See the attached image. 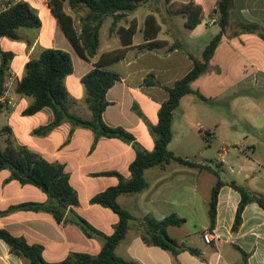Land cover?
I'll use <instances>...</instances> for the list:
<instances>
[{
    "label": "crops",
    "instance_id": "0c3cea01",
    "mask_svg": "<svg viewBox=\"0 0 264 264\" xmlns=\"http://www.w3.org/2000/svg\"><path fill=\"white\" fill-rule=\"evenodd\" d=\"M16 1L30 4L27 0ZM189 1L199 6L202 11L201 22L193 29L185 27L186 13L183 7L179 10L169 8L174 3L183 6ZM216 2L217 0H147L141 2L134 13L127 15L112 30V19L107 17L99 28L97 53L89 60H84L75 53L47 9L46 24L41 23V29L28 55L37 43L42 42L43 37H58V42L47 38L41 46L70 52L73 73L64 80L68 93L67 105L71 114L85 120L91 119V113L85 100L81 78L93 68L102 54L122 48L117 29L126 28L133 19L136 21L137 31L124 58L103 67L119 77L106 93L108 106L102 114L103 122L113 128L120 127L131 134L134 138L132 143L105 137L98 138L94 143L95 134L90 129L73 126L69 122H63L45 136L35 135L33 132L36 129L47 126L52 121V112L44 108L34 115H23L22 112L33 103V99L17 95L15 92L10 105L0 108V113L4 112V130L9 137L7 144L10 142L14 148L24 147L48 162L63 165L69 176V183L78 196V205L71 209L73 214L83 218L106 236L113 233L118 218L109 209L91 204L90 199L117 184L116 177L103 175L104 173L115 172L126 179L130 177L128 167L135 157L134 144L143 150L152 151L154 140L147 125L157 123V111L168 97L164 88L171 87L190 71L192 62L186 53L193 56L191 49L195 43L199 46L205 38H212L211 29L217 28L219 32L215 16ZM162 6L169 8L168 14L164 13ZM64 10L74 17L65 5ZM149 14L154 15L160 25L156 39L166 44L145 51L140 50L139 46L146 43L143 28L145 17ZM50 19L54 23L51 29ZM213 20L215 22L211 23ZM239 23H254L264 29V0H233L228 26L231 34L223 35L207 71L192 83L194 91L204 94L198 83L204 77H210V68L217 61L219 49L223 44L231 59L237 58L246 62L249 52L251 60L260 61L259 68L264 72V40L256 34L240 33L237 27ZM105 24L107 34L102 45L100 31ZM137 35L140 37L138 40ZM3 40L7 39L0 40L2 52ZM175 43L180 44L181 49L170 51L169 48ZM28 55L18 68H13L12 62L8 66L19 78L22 76L25 62L29 59ZM148 75L153 76L156 86L144 85ZM243 75L248 77V71L244 70ZM199 102L205 103L192 94L180 100L173 113L172 140L167 148L177 156L209 166L213 170L217 169L219 177L223 165H230L231 173L238 168L234 177L228 180L220 177L225 185L218 193L214 228L209 229L208 219L211 190L217 182V177L212 172L175 163L167 165L164 169H148L144 172L148 188L140 194L121 195L117 198V203L135 219L150 215L156 220H162L172 214L183 218L184 223L179 227H168L167 234L186 248L196 250L197 254L192 255L184 250L173 255L170 251L145 244L141 237L142 228L138 221H132L126 236L115 249L116 256L125 261H133L136 264H242L243 253L246 254V264H264V209L256 203L247 204L242 212L240 227L236 232L232 231L240 195L229 184L233 182L249 193L264 197V172L259 171L261 165L258 161L248 155V149L255 153L256 147L250 143L242 151L236 149L246 143L248 133L235 130L231 119L223 118L214 125V131L211 132L208 129L211 127L206 126L199 117ZM177 110L179 112L176 114ZM250 127L253 130L258 129L255 125ZM205 139L218 143L214 160L208 163L203 159H196V154L202 155L200 150ZM232 146L235 147L236 150L233 151L236 154L245 157L232 154L234 157L226 162L227 149ZM189 149L197 151L190 153L187 151ZM210 149L211 146H208L207 151ZM10 177L11 173L7 169L0 171V229H5L15 237H22L29 245L41 246L42 259L46 263L61 262L72 253L96 256L100 252L102 241L87 237L73 223L58 224L50 214L44 212H7L9 208L24 203H48L47 196L41 190L32 185H22ZM66 218L69 220L73 216L68 212ZM206 231L213 237L209 244L202 238ZM0 264H25V261L12 255L7 245L0 240Z\"/></svg>",
    "mask_w": 264,
    "mask_h": 264
},
{
    "label": "trees",
    "instance_id": "16d2710c",
    "mask_svg": "<svg viewBox=\"0 0 264 264\" xmlns=\"http://www.w3.org/2000/svg\"><path fill=\"white\" fill-rule=\"evenodd\" d=\"M145 1L147 0H47V8L75 53L80 58L89 60L97 53L99 28L103 20L111 17L112 30L127 15L134 13L141 2ZM65 3L73 14L79 9L87 11L86 16L80 20L79 29L76 28L74 17L64 10ZM6 4L9 6L0 13V40L5 38L10 41L24 42L28 47H31L33 42L23 40L19 32L38 33L42 24L37 11L25 1L6 0ZM232 4L233 0H217L215 16L219 32L204 47L200 59H195L190 53H186L192 62L190 71L171 87L164 88L168 97L157 111V123L147 125L154 140L152 151L143 150L136 144L133 145L135 157L128 167L130 174L128 179L115 172L103 174L116 177L117 184L93 196L90 203L109 209L117 216L118 221L111 235L102 234L83 218L73 214L71 209L78 205V196L69 183V176L64 171L63 165L48 162L24 147L14 148L10 142L3 150L0 148V171L7 169L11 173V180H16L22 185H32L41 190L48 198L46 204L24 203L9 208L7 212L13 210L44 212L50 214L56 223L63 225L73 223L87 237L102 241V248L96 256L72 253L61 262L46 263L42 259L41 246L29 245L22 237H15L5 229H0V240L7 245L12 255L24 260L25 264H136L133 261H125L115 254L116 247L126 236L132 221H138L142 228L141 237L145 244L170 251L173 255L184 250L192 255L197 254L196 250L186 248L167 234V228L181 226L184 223L183 218L172 214L162 220H156L150 215L135 219L117 203V198L121 195H136L145 191L148 188V183L144 179V172L151 168L164 169L167 165L175 163L209 171L217 177L208 204L209 229L214 228L218 193L225 185L220 180L219 171L177 156L167 147L172 140L173 113L178 108L180 100L184 96L192 94L203 102L208 101L202 94L194 91L191 85L207 71L209 62L229 26V12ZM183 7L186 13L185 27L187 29L195 28L202 19L201 8L191 1L184 4ZM237 27L240 33L256 34L261 40H264V29L258 24L239 23ZM136 31L137 24L134 19L128 23L126 28L119 27L117 34L122 48L102 54L93 68L81 78L80 82L86 94L85 100L91 113L90 120L82 119L69 112L68 93L64 80L73 73V64L71 56L66 51L44 48L36 57H31L25 62L22 76L17 82L14 92L23 97H31L33 103L22 114L31 116L44 108H48L52 112V121L47 126L36 129L33 132L35 135L45 136L63 122H69L73 126L90 129L95 134L94 143L100 137L117 138L131 143L134 141L132 135L122 128L106 125L103 122L102 114L108 106L106 93L119 80L117 74L104 70L103 67L124 58L126 50L132 45ZM159 32L160 25L155 16L147 15L143 28V37L146 43L140 45L139 49L151 51L164 46L166 44L164 41L156 39ZM175 49L180 50L181 45L175 43L169 48L170 51ZM12 58V53L0 50V83ZM144 85L156 86L157 84L153 76L148 75L144 80ZM137 113L142 117L141 113L138 111ZM229 186L240 195L232 226V231L236 232L241 225L245 206L256 203L264 209V197L249 193L233 182ZM68 212L72 214V219L66 218ZM242 256V264H246V254L242 253Z\"/></svg>",
    "mask_w": 264,
    "mask_h": 264
},
{
    "label": "rangeland",
    "instance_id": "374dc122",
    "mask_svg": "<svg viewBox=\"0 0 264 264\" xmlns=\"http://www.w3.org/2000/svg\"><path fill=\"white\" fill-rule=\"evenodd\" d=\"M27 1H29V3L34 7L39 15L41 23L45 25L47 21L48 9L47 0ZM65 6L66 9H69L67 4H65ZM183 6L180 5V3H174V5H171L169 8L172 10H179V8ZM169 8L162 6L165 14H168ZM86 14L87 11L85 9H79L77 10V12H75L74 19L76 28L79 29L80 20L83 19ZM51 20L52 19H50L49 24L50 29L54 25ZM217 33V28L211 29L212 37ZM19 34L23 38V40H30L32 42H34L37 37V33L31 31H20ZM106 34L107 29L105 24L100 31V41L102 45L104 44V38ZM230 34L231 29L229 27L226 35ZM54 37L55 38H52L51 36L43 37L42 42L37 43L33 47V51L30 55H28L30 47H28L24 42L10 41L8 39L3 40V42L1 43V49H3V52L12 53L13 58L11 59V62L13 68L16 69L25 59V56L28 55V58L36 57L39 52L44 49L41 45L47 38L54 39L55 42H58V37L55 35ZM139 38V35H137L136 40H138ZM211 39L212 38L209 36L202 42H200L199 46L196 43L194 44V47L191 45V53L193 54V57H198L200 59L202 50ZM228 52L229 51H227L226 46L223 44L219 49L217 61L210 68V77H204L198 83L200 85V89L204 93L203 95L209 99L205 103H198L199 117L203 120V123L206 126L211 127L208 128L211 130V132L214 131L213 127H215V124L219 123L223 118H226V120L231 119L232 125L234 126L235 130L240 133H248V140L246 141V143L244 145L242 144L238 146V148L236 149H240L242 151L243 149H245V146H247V144L249 145L250 143H253L256 147V151L255 153H253L250 149H248V155L249 157L258 161V163L261 165L259 171L264 172V164H262L264 163V72H262V69L259 68L258 63H260V61L251 60V55L249 52L248 61L246 62L237 58L231 59L230 53ZM67 53L70 55V52ZM242 66H245V68L243 69ZM244 70L248 71V77L243 75ZM210 78L211 80H209ZM213 78H215L216 80ZM177 112L179 111L177 110L176 114ZM5 125L4 112H1L0 148L2 150L8 145L7 140L9 138L8 134L4 130ZM252 125H255L258 129H251L250 126ZM222 126L223 125L221 124V133ZM208 146H211V149L209 151H207ZM202 147V150H200L202 152V155L197 156L196 154V159H203V161L207 163L211 162V160H214L218 149V143L212 140L208 141L207 139H205L202 143ZM234 149V146L227 149L228 157H226V162H228L230 158L234 157L232 154H236L235 151H233ZM187 151L191 153L197 150L189 149ZM236 155L245 157L244 155L239 153H237ZM237 171L238 168H235L234 172L231 173L230 165H223L220 170V177L223 180H228L230 179V177H234ZM240 174L243 175V173Z\"/></svg>",
    "mask_w": 264,
    "mask_h": 264
},
{
    "label": "built area",
    "instance_id": "2783aa9c",
    "mask_svg": "<svg viewBox=\"0 0 264 264\" xmlns=\"http://www.w3.org/2000/svg\"><path fill=\"white\" fill-rule=\"evenodd\" d=\"M13 1L18 2L16 0ZM8 6L9 4H6V0H0V13ZM214 22L215 20H213L211 23ZM19 80V76L12 72L9 68L5 71L2 82L0 83V108L10 105L11 97ZM202 238L206 244H209L213 240L211 233L208 231L203 233Z\"/></svg>",
    "mask_w": 264,
    "mask_h": 264
},
{
    "label": "water",
    "instance_id": "95a60500",
    "mask_svg": "<svg viewBox=\"0 0 264 264\" xmlns=\"http://www.w3.org/2000/svg\"><path fill=\"white\" fill-rule=\"evenodd\" d=\"M216 12V11H215Z\"/></svg>",
    "mask_w": 264,
    "mask_h": 264
}]
</instances>
